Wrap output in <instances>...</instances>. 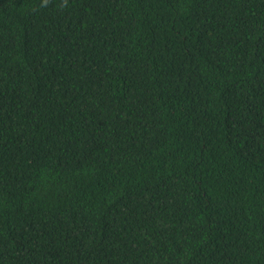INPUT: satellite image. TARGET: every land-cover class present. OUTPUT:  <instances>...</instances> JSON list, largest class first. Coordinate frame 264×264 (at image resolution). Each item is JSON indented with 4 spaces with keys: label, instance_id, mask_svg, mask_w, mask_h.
<instances>
[{
    "label": "trees",
    "instance_id": "obj_1",
    "mask_svg": "<svg viewBox=\"0 0 264 264\" xmlns=\"http://www.w3.org/2000/svg\"><path fill=\"white\" fill-rule=\"evenodd\" d=\"M0 264H264V0H0Z\"/></svg>",
    "mask_w": 264,
    "mask_h": 264
}]
</instances>
